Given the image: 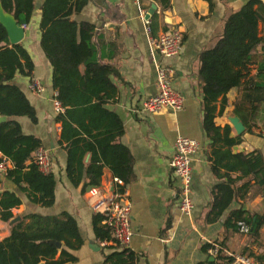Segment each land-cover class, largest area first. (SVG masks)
Returning a JSON list of instances; mask_svg holds the SVG:
<instances>
[{"label":"crops","instance_id":"1","mask_svg":"<svg viewBox=\"0 0 264 264\" xmlns=\"http://www.w3.org/2000/svg\"><path fill=\"white\" fill-rule=\"evenodd\" d=\"M250 0H213V9L204 0H88L80 14L73 16L77 23H88L93 26L92 44L96 51L97 61L109 65L116 75H110L109 81L117 92L107 99L102 108L118 116L123 126V133L113 144L122 145L132 158V177L124 183L129 191L131 203L132 238L126 247L137 256L136 264H207L215 263L209 254L210 243L219 244L226 251L247 255L255 260L260 258L264 264V226L259 237H254L226 230L224 222L233 210L246 211L249 214L264 212L262 192L251 179L238 182L240 187L249 181L244 198L236 197L214 222H208L212 216V192L217 185L226 181L211 171L210 141L203 131L202 85L198 74L199 55L214 47L222 36L227 18ZM260 1L264 7V0ZM36 3V12L32 21L24 29L20 42L30 52L34 63L30 78L16 77L14 84L25 94L36 112L37 122L33 124L26 116L15 118L24 135H31L41 141L40 147L46 149L50 156V168L55 178V204L50 208H40L29 203L23 196V202L12 209L13 218L5 223L3 240L9 235V228L18 222L23 215L39 212L45 215L68 213L76 221L82 244L77 249H68L58 243V249H65L73 260L63 264H104L103 253L109 246H101L94 233L93 216L96 214L91 203L99 196L112 191L114 177L110 169L104 167L98 188L99 195L89 197L90 186L83 189L85 180L73 187L66 176V152L63 147L67 142L61 141V123L55 122L57 114L53 110L55 93L51 88V68L38 47L40 33L38 22L40 14ZM149 19V37L145 31L142 16ZM171 25L183 32L181 52L170 58L162 59L152 56L149 50V38H157ZM256 45L249 55L246 64V81H257L255 75L264 66V27L258 24ZM172 70V88L183 98V107L179 112L161 109L156 113L143 111L142 103L156 94V72L154 61ZM32 81L38 82L42 91L35 93L29 86ZM240 91L232 88L216 102L215 126H229L230 138L239 140L230 148L232 154H247L259 150L264 157V103L258 105L256 112H245L249 106L241 103ZM239 101V104H238ZM223 102V103H222ZM238 104L239 115L246 116V124L233 114ZM221 106L224 107L219 114ZM237 117L244 127L237 135L229 122ZM5 118V117H4ZM6 121V118H5ZM4 121V122H5ZM3 123V122H0ZM97 131L90 136L81 134L80 146L91 141ZM178 136L194 139L199 148L191 160L192 183L190 186L193 209L190 216H183L178 211L177 192L179 181L168 166ZM61 141V143H60ZM224 150V149H223ZM112 152V149H110ZM96 154L100 156L99 151ZM92 154L84 155L87 165ZM113 156V154H112ZM30 163V160L27 162ZM0 193L11 191L20 195L18 188L4 178L11 162L0 154ZM86 167L83 168L84 175ZM224 173V170H221ZM238 173H231L232 179ZM236 187V186H235ZM19 214V216H18ZM103 219V218H102ZM100 226L105 230L102 221ZM249 227V226H248ZM59 254L54 260H57ZM256 261V260H255ZM44 264V263H41Z\"/></svg>","mask_w":264,"mask_h":264},{"label":"trees","instance_id":"2","mask_svg":"<svg viewBox=\"0 0 264 264\" xmlns=\"http://www.w3.org/2000/svg\"><path fill=\"white\" fill-rule=\"evenodd\" d=\"M40 0H0L2 11L10 15L20 26L29 25L36 12V3ZM213 9V0H204ZM88 0H41L38 47L51 68V88L54 100L63 108L55 122L61 123L60 140L67 142L65 172L73 187L79 186L82 179L87 186L98 187L104 167H108L114 178L125 184L132 177V158L122 145L113 144L123 133V126L117 115L102 108L107 99L117 92L109 81L116 72L109 65L97 61L92 44L93 26L77 23L73 16L80 14ZM167 0H162L166 5ZM264 27V7L260 1L250 0L239 10L233 12L225 21L222 36L210 50L199 55L198 74L202 85L203 131L210 141L211 171L226 181L217 185L212 192V216L208 222L216 221L229 204L236 198H244L249 181L238 186L243 179H251L262 192L264 202V157L259 150L247 154H232L230 148L239 137L230 138L231 128L215 126L216 102H224L225 95L232 88L240 91V102L247 104L253 115L258 105L264 103V66L255 75V81H246V64L251 50L260 43L258 24ZM34 63L30 52L21 43L10 45L5 28L0 23V117L6 121L0 123V154L8 159L12 168L7 169L4 178L15 185L20 195L3 191L0 193V220L9 222L13 218L12 209L23 202V196L29 203L40 208H50L55 204V178L51 172L43 173L34 164H28L34 150L41 141L31 135H24L15 118L26 116L36 124V112L25 94L14 84L16 77L30 78ZM238 101V104H239ZM222 102V103H223ZM236 103L233 114L246 124V114L239 115ZM224 107L221 106L219 114ZM249 110V111H248ZM97 131L91 141L81 147V134L90 136ZM60 141V143H61ZM112 149V152L110 151ZM224 149V150H223ZM99 151L100 156L96 154ZM92 154L87 165L84 155ZM113 154V156H112ZM86 167L83 175L82 170ZM224 170V173H221ZM231 173L239 175L232 179ZM236 186V187H235ZM242 190L245 192L242 194ZM102 216H93L96 238L108 241L109 235L100 224ZM244 222L250 228V234L257 239L264 226V212L249 214L246 211H231L225 222L226 230L238 231V223ZM64 248L77 249L82 244L76 221L68 213L45 215L32 212L23 215L9 228V235L0 241V264H63L73 260ZM103 253L104 264H136L137 256L129 249L109 246ZM59 254L57 260L55 257ZM255 260L261 262L260 258ZM226 259L219 258L222 264Z\"/></svg>","mask_w":264,"mask_h":264},{"label":"built area","instance_id":"3","mask_svg":"<svg viewBox=\"0 0 264 264\" xmlns=\"http://www.w3.org/2000/svg\"><path fill=\"white\" fill-rule=\"evenodd\" d=\"M143 24L147 34L149 33V19L142 16ZM22 29L26 26L22 25ZM149 37V34H148ZM183 32L179 27L171 25L157 38H149V50L151 55L166 59L178 55L182 50ZM156 72V94L142 103L143 111L152 114L161 109H169L172 112H179L183 107V98L171 85L172 70L161 64V61H154ZM30 90L40 93L43 89L41 85L32 81ZM53 110L55 114H62L63 108L54 100ZM199 145L197 141L190 138L178 136L174 143V151L168 161L169 168L173 171L179 181L177 192L178 211L183 216H190L193 209L191 196L192 169L191 160L197 152ZM49 152L37 147L30 158V163L34 164L43 173H47L50 168ZM1 166V165H0ZM113 187L109 194L99 196L91 203L94 213L102 216V224L109 235L108 241H103L101 246L114 245L122 248L127 247L132 238L131 230V203L127 186L117 178L112 180ZM89 197L99 195L98 188L92 187L88 190ZM238 232L243 235L250 233V228L244 223H238ZM209 254L214 258L215 263L218 259L224 258L222 264H260L247 255L234 254L226 251L219 244L210 243Z\"/></svg>","mask_w":264,"mask_h":264},{"label":"water","instance_id":"4","mask_svg":"<svg viewBox=\"0 0 264 264\" xmlns=\"http://www.w3.org/2000/svg\"><path fill=\"white\" fill-rule=\"evenodd\" d=\"M0 23L6 30L10 45L19 44L23 40L24 29H22L21 26L18 23H16L10 15L4 13L1 8H0ZM4 121L5 118L0 117V122H4ZM229 122L232 125L237 135H241L243 133L244 127L237 117H231L229 119Z\"/></svg>","mask_w":264,"mask_h":264},{"label":"rangeland","instance_id":"5","mask_svg":"<svg viewBox=\"0 0 264 264\" xmlns=\"http://www.w3.org/2000/svg\"><path fill=\"white\" fill-rule=\"evenodd\" d=\"M18 216H19V214H18ZM3 232H5V228L2 224H0V239L2 237Z\"/></svg>","mask_w":264,"mask_h":264}]
</instances>
